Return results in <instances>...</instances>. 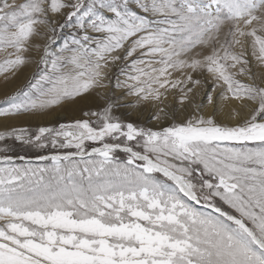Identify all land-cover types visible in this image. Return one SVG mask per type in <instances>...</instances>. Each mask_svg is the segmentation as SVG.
Instances as JSON below:
<instances>
[{
  "label": "snow or ice",
  "instance_id": "snow-or-ice-1",
  "mask_svg": "<svg viewBox=\"0 0 264 264\" xmlns=\"http://www.w3.org/2000/svg\"><path fill=\"white\" fill-rule=\"evenodd\" d=\"M31 50L0 117L96 110L0 131V264H264V0H0V75Z\"/></svg>",
  "mask_w": 264,
  "mask_h": 264
},
{
  "label": "rangeland",
  "instance_id": "rangeland-1",
  "mask_svg": "<svg viewBox=\"0 0 264 264\" xmlns=\"http://www.w3.org/2000/svg\"><path fill=\"white\" fill-rule=\"evenodd\" d=\"M17 2H22V0H17ZM63 22V17L60 18ZM72 32L70 27H66L62 32L58 30V36L61 37L57 40L56 44L53 45V50H56L63 44V38H70L69 33ZM27 58V64L19 69L15 76H9V79L6 81L2 75H0V109H4L10 106V98L16 95L18 90H29L28 85L30 82H34L38 78L43 65H38V56L34 50L25 53ZM2 60V57H0ZM173 93V94H172ZM173 96V97H172ZM171 98V99H170ZM178 92H171L167 96L165 104L171 108L176 107L179 111L178 104ZM199 100V97H197ZM78 108H83L84 110H96V99L89 98L87 101H84L79 106H65L63 109H59L57 113L49 117H33L28 115H22L18 117L11 118H2L0 117V131H4L5 128L10 130L12 127L16 128H28L32 132H35L38 126H51V123L54 119H59L61 122H70L73 119L79 118L80 112ZM154 109L151 106L145 107L142 109L141 114L137 117L135 114L131 116V119L137 120L138 123L148 126V127H161L162 125H157L155 121L150 120V114ZM126 109H121L120 112H126ZM119 114V113H118ZM12 145L11 151L7 152V155L13 157L17 164H23L25 161H30L32 163H37L38 156L40 155H51L53 151L51 148L38 150L31 146H26L12 140L8 141ZM5 145L3 142H0V158H2L4 153ZM61 152L64 150H60ZM19 156H24L25 160L21 161L18 159ZM121 160L125 159L126 156L124 153L118 154ZM195 206V205H194ZM197 207V206H195ZM226 207V206H225ZM200 208V207H197ZM203 210V209H201Z\"/></svg>",
  "mask_w": 264,
  "mask_h": 264
},
{
  "label": "bare ground",
  "instance_id": "bare-ground-1",
  "mask_svg": "<svg viewBox=\"0 0 264 264\" xmlns=\"http://www.w3.org/2000/svg\"><path fill=\"white\" fill-rule=\"evenodd\" d=\"M173 94V93H172ZM173 97V96H172ZM171 99V98H170ZM230 123H235L234 121L233 122H230ZM195 206H197V207H200L199 205H195Z\"/></svg>",
  "mask_w": 264,
  "mask_h": 264
}]
</instances>
